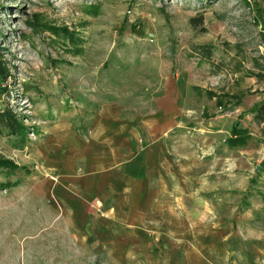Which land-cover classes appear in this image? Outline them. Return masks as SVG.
Instances as JSON below:
<instances>
[{"label": "rangeland", "instance_id": "374dc122", "mask_svg": "<svg viewBox=\"0 0 264 264\" xmlns=\"http://www.w3.org/2000/svg\"><path fill=\"white\" fill-rule=\"evenodd\" d=\"M262 12L0 0V108L26 128L0 122V155L25 166L0 173L18 180L0 186V264H264ZM233 124L240 145L226 143ZM121 131L145 162L107 187L89 151Z\"/></svg>", "mask_w": 264, "mask_h": 264}, {"label": "crops", "instance_id": "0c3cea01", "mask_svg": "<svg viewBox=\"0 0 264 264\" xmlns=\"http://www.w3.org/2000/svg\"><path fill=\"white\" fill-rule=\"evenodd\" d=\"M160 108V115L162 112L161 106ZM162 112V114L166 115L167 117H171L173 114L171 111ZM173 113L175 110L173 109ZM160 122L167 124L166 119L158 118ZM171 126H165V129L168 130ZM231 129V128H230ZM125 132L121 131L116 134V141L117 146H114V143H110L109 140L105 141V145L103 146V152L96 153V151L90 150L89 153L92 155V159L90 160V168L95 171V176L99 179V181L107 187H113L112 178L113 175L119 174L120 176L130 178V175L134 172H140L143 170L144 165V154L142 152L137 151L138 142L133 138H126ZM227 143V141H226ZM240 145V144H239ZM153 147V146H152ZM164 168L168 170L162 171V175L164 177L165 185L167 186L169 181V175L167 173H171L170 167L165 164L163 165ZM162 169V168H161ZM110 188H107L109 190Z\"/></svg>", "mask_w": 264, "mask_h": 264}, {"label": "trees", "instance_id": "16d2710c", "mask_svg": "<svg viewBox=\"0 0 264 264\" xmlns=\"http://www.w3.org/2000/svg\"><path fill=\"white\" fill-rule=\"evenodd\" d=\"M261 1L263 2L264 8V0ZM193 18V16H190V21H193ZM258 20L262 31L261 34L264 37V12L261 13L259 19L257 18V21ZM262 59L264 60V58ZM0 73L4 75L8 73L6 68L1 66V63ZM253 118L259 120L260 122L261 120H264V100L260 101V103L253 108ZM0 122H2L5 127L8 128L10 133H17L20 136L23 134L25 135L26 128L16 116V113H13L9 109L0 108ZM230 131V136L227 138V142L229 141L230 145L239 144L245 140V133L247 130L244 127H237V125L233 124ZM261 165L264 166V156L262 157ZM23 168L25 169V166L18 165L14 160L0 155V173L3 171L13 172V170H22ZM17 181V179L11 180L7 178L3 181H0V186L4 187L12 184L14 185V183H17Z\"/></svg>", "mask_w": 264, "mask_h": 264}]
</instances>
